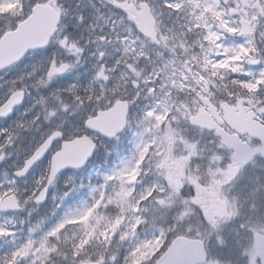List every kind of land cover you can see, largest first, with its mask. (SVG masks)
I'll return each instance as SVG.
<instances>
[{
    "label": "rangeland",
    "instance_id": "rangeland-1",
    "mask_svg": "<svg viewBox=\"0 0 264 264\" xmlns=\"http://www.w3.org/2000/svg\"><path fill=\"white\" fill-rule=\"evenodd\" d=\"M258 1V3H257ZM261 7L264 10V3L262 0H253L250 2V7ZM23 3H19V0H0V36L7 30L13 29L19 21H21L27 14L28 8H25ZM71 22L69 18L66 20L65 25H61L53 44L47 49L46 56L41 53H32L19 61L17 64L10 66L9 68L0 72V105L6 100V98L14 91L25 89L27 91V97L25 103L16 108V111L9 119H0V154L6 152L7 161L4 165L0 166V198L4 194L10 191H16L21 197L26 208H30L29 214L19 218L17 224H14L12 217L2 216L0 217V234L7 233L9 237L12 235L14 241L9 245V248H0L3 251L0 253V257L5 258L7 261L12 253L18 251V248H22L25 245L28 248L30 259L34 258L32 264H54V258L57 257L53 250V244L48 239L49 234H53L60 226L63 220L72 218L73 214L71 210H66L63 217H59L54 221L49 222V217L44 218V222L38 217H33V204L32 198L35 195L36 189L39 184L44 183L45 175L48 170V158L43 159L29 172L27 178L18 181L15 179L11 172L21 167L23 158L27 157L32 148L38 141L48 135L53 130H63L64 137L71 138L75 134L83 131L82 125L79 124L83 112L87 110L90 112L100 101L103 99V93L105 85L96 78V74L99 69L104 65V57L99 56L104 54L103 49L99 44L92 48H73V40L70 35H64L66 32V25ZM98 35V34H97ZM65 41L64 43H61ZM44 52V51H43ZM52 60H47V58ZM162 50L156 52L152 58L147 57L149 68L155 66V63L162 62L164 64V72H167L169 64L164 61ZM49 61H53L56 65L61 63H70V69L63 75L58 77H49L46 73ZM86 66L90 69L86 70ZM261 68L259 71H262ZM31 71L34 76H31ZM149 74V77L144 80V88H150L148 81H152L155 77L154 71H145ZM184 74V72H183ZM169 74L165 73V76ZM223 84H220L218 91L209 93V97H216L219 99L220 95L231 93L239 95V91H221ZM235 88V85H231ZM179 80L175 78V88H179ZM243 91H246L245 87L237 86ZM186 95L185 91H175ZM190 92V91H188ZM143 108L149 105V102L155 101L156 91H142L141 92ZM198 91H194L192 94H198ZM189 93H187L188 95ZM189 96V95H188ZM197 97V96H196ZM231 98V97H222ZM198 102L197 99H194ZM225 100L218 101L223 102ZM182 102H186L183 106ZM193 100L186 96H183L179 101L174 96L173 106L175 109V115L170 117V127H167L163 135L158 139L155 157L150 170L153 173V181L149 183L146 188H141L128 204L122 201L121 205L124 209V215L127 218L122 221V228L112 227L114 229L113 234L103 233V239L110 241V245L104 251V255L107 264H127L130 262V257L134 252L140 248V240L136 239L133 235L134 226L142 220L141 213L148 214L150 220L158 218L159 212L162 216V222L172 221L170 215L171 208L168 206L171 196L177 198V192L182 185V176L184 167L189 172V176L185 181L191 187H196L198 190L203 191L204 188L197 185L202 184L203 187L212 186L214 192L206 191V197H199V193L192 195L186 200L180 201L181 205H186L191 201L195 202L200 209H206L209 202L215 198L220 197L227 203V210L218 219H215L213 223L208 217V226L199 225L194 227L193 235H205L209 231L212 235L208 238L216 249L219 251L222 246V241L218 235L219 231H225L224 225H227L237 214L236 201L233 203L234 210L229 208L227 195L234 194L237 183H232L224 187V181L228 179L226 170L231 165V159L228 152L225 149L216 144L215 142L201 141V135L197 132L184 129L185 115L187 114V108H191ZM226 102V101H225ZM247 105L254 106L258 114L264 118V83H262V90L255 91L252 98L249 99ZM52 104L57 105V108H49ZM48 105V106H47ZM236 105V104H235ZM187 107V108H185ZM149 109V108H148ZM145 110L143 115H149L151 110ZM261 119V117H260ZM264 122V119L262 120ZM139 132L134 133L132 139V147L138 146ZM33 136V137H32ZM105 144L102 147L105 148ZM108 148L104 152L108 153ZM127 158L118 159V161L112 165L107 174L110 177H119L128 172ZM80 173L75 171H69L62 173L51 187L52 192L50 194L49 202V215H52L61 202L62 197L57 192L59 185L67 183H77L78 179L81 184V179L85 178L88 169L79 170ZM123 179V178H122ZM115 180L110 182V186L115 184ZM119 187L121 181L118 180ZM190 183V184H189ZM219 183L222 189L219 191V186L214 184ZM130 188L126 187L125 191ZM74 187L71 189V193ZM114 191H118L116 187H113ZM218 190V191H217ZM66 197L65 195L63 196ZM142 204L138 207V202ZM157 199H163V205L159 206L155 204ZM31 202V204H30ZM248 211L254 210V204L252 200L245 202ZM78 204V206H77ZM83 201L80 203H74L73 206L81 209ZM52 205V206H51ZM178 206V205H176ZM175 206V207H176ZM75 208V207H74ZM261 209V208H260ZM140 212V213H139ZM261 214L264 216V207L261 210ZM77 215V214H75ZM45 227L40 231L39 226ZM15 226L14 230L4 232L5 229H10ZM153 226V225H152ZM190 227H193L192 225ZM254 227L246 228L245 225L240 226V230H231L228 228V233L235 242V246L242 247L247 241V235L250 234ZM172 232H175V227L171 225ZM212 229L214 232L210 231ZM11 233V235H10ZM225 233H227L225 231ZM94 234H100L96 230L90 231L89 234L76 235L72 241H68L64 238H59V245L67 250L68 263L76 261H84L86 258L95 259L96 257L90 254H99L102 250V246L99 248L93 244V242H101L103 240L93 239ZM156 232H153L150 237L153 238ZM96 236V235H95ZM53 239V238H52ZM27 253V254H28ZM50 253L51 257L47 256ZM244 260L248 264L251 263L253 255L249 246L244 250ZM219 256V255H217ZM97 260V259H95ZM30 264V263H25ZM207 264H218L217 260L210 261Z\"/></svg>",
    "mask_w": 264,
    "mask_h": 264
},
{
    "label": "flooded vegetation",
    "instance_id": "flooded-vegetation-1",
    "mask_svg": "<svg viewBox=\"0 0 264 264\" xmlns=\"http://www.w3.org/2000/svg\"><path fill=\"white\" fill-rule=\"evenodd\" d=\"M210 1L212 0H71L70 8L64 6L66 0H60L58 4L60 21L71 19L64 35H70L74 42L73 48H92L97 44L104 48V54L99 55L104 57V65L98 73L100 72L102 84L105 85L101 103L107 109L115 101L127 98L134 101L135 105L140 104L142 91H156V100L163 102L158 107L164 105L166 91H218L222 84L220 65L223 58V34L214 23L219 18L223 22H229L230 27L224 29L233 31L231 41L238 45L240 40L250 36V44L253 32L264 34V15L261 8L255 11L248 2L245 3L246 0H231L230 7L225 9L194 6L198 2ZM144 17L152 26L153 36L144 37L137 29ZM159 50H162L163 59L169 64L167 72H164L162 62H154L155 66L149 68L147 57L152 58ZM230 57L232 63L235 56L232 54ZM233 64L231 83L237 78ZM88 69L90 67L86 66V70ZM149 69L154 71L155 77L146 83L150 85L148 89L143 84L149 77L145 72ZM165 73L169 75L165 76ZM175 78L179 79V88H175ZM231 85L227 87V91L233 89ZM194 97L195 94L190 95L191 100ZM204 98L199 97L202 101V106L199 107L205 109L209 104L219 106L216 99H211L210 103L207 97ZM238 108L245 114L246 109ZM157 111L161 113L159 109ZM186 117H189L188 109ZM205 134L209 136L207 140L214 139L213 133ZM2 245L3 236L0 239V246ZM27 253L28 248L23 245L12 256L14 259L20 258ZM25 262V259H21L20 264Z\"/></svg>",
    "mask_w": 264,
    "mask_h": 264
},
{
    "label": "water",
    "instance_id": "water-1",
    "mask_svg": "<svg viewBox=\"0 0 264 264\" xmlns=\"http://www.w3.org/2000/svg\"><path fill=\"white\" fill-rule=\"evenodd\" d=\"M223 2L226 1L223 0ZM56 23V12L49 4L34 5L26 19L18 23L14 30L7 31L0 37V69L20 59L28 50L44 46L55 30ZM143 33L148 34L146 27H144ZM246 63L256 64L257 61L246 60ZM22 97V92H14L10 95L7 101L0 106V117L10 114L12 107L21 103ZM111 112L97 113L95 118L85 121L84 128L104 137H112L122 129L124 118L116 119ZM238 124L242 126L231 125V127L240 134L247 133L264 146V128L262 126L254 121H250L248 124H240V122ZM216 134L220 136L223 145L233 150V158L236 162L244 165L250 161L252 156L250 149L245 143L240 142L236 135L229 136L218 130H216ZM60 136L58 132L50 135L33 155L24 161L20 171L14 172V175L16 177L23 176L35 162L43 157L51 141L60 138ZM94 147V143L85 135L71 141L62 142L61 148L51 157L46 186L54 180L61 170L82 167L91 157ZM2 160L3 157H0V162ZM236 171L235 168L229 170L228 173L231 178L235 176ZM44 190L40 192L35 202L43 200ZM16 208V200L13 195L6 196L0 202V212L11 211ZM215 208L216 212H220L224 209V205L222 202L217 201ZM252 242L255 255L260 258L261 264H264V235L254 233ZM204 260L205 254L202 241L176 237L154 264H200Z\"/></svg>",
    "mask_w": 264,
    "mask_h": 264
},
{
    "label": "trees",
    "instance_id": "trees-1",
    "mask_svg": "<svg viewBox=\"0 0 264 264\" xmlns=\"http://www.w3.org/2000/svg\"><path fill=\"white\" fill-rule=\"evenodd\" d=\"M99 162H101V158H100ZM259 184L260 183L258 181L251 183L250 184V190L252 191V196L256 200V204L259 207L258 210H256L254 212L256 214L255 216L261 218V216H259V215H261V210L264 207V183L260 187H259ZM187 209H189V206L187 207ZM187 209H186V211H187ZM198 210H199L198 207H195L194 205H192V208L189 211H187L188 213L186 215H188V217L190 218V219H188L189 223L195 224V222H196L195 220L199 219L196 217L191 218V215L192 216H200V211H198ZM110 211L111 212L113 211L112 213H114V214H110L111 213ZM116 212H117V210L115 208H113V206L107 208V206L105 204H103L102 201H100L98 203V205H94L92 207V209L87 213L86 221L87 220L90 221L89 217L94 220L91 224H86L84 226L87 234H89L90 231L96 230V229H99V232H101V229H103L104 232L113 234L114 232H112V231H114V229L111 227H112L114 222L118 223V221L116 220L117 219V213ZM261 219H263V222H259V223H264V217H262ZM178 220H179V218L176 219L175 227H176V225L181 223ZM106 242H109V241L106 240ZM96 258L99 261H101L103 264H107V261H106L104 254H100Z\"/></svg>",
    "mask_w": 264,
    "mask_h": 264
},
{
    "label": "clouds",
    "instance_id": "clouds-1",
    "mask_svg": "<svg viewBox=\"0 0 264 264\" xmlns=\"http://www.w3.org/2000/svg\"><path fill=\"white\" fill-rule=\"evenodd\" d=\"M61 43H63V42H61Z\"/></svg>",
    "mask_w": 264,
    "mask_h": 264
}]
</instances>
